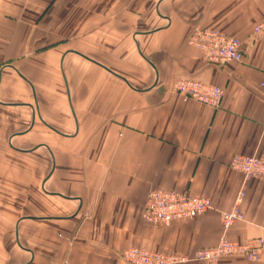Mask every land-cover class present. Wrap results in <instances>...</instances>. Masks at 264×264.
<instances>
[{"label":"crops","instance_id":"crops-1","mask_svg":"<svg viewBox=\"0 0 264 264\" xmlns=\"http://www.w3.org/2000/svg\"><path fill=\"white\" fill-rule=\"evenodd\" d=\"M264 0H0V264H127L128 246L192 256L264 236V181L230 166L264 156ZM238 37L207 61L195 29ZM221 86L218 106L175 83ZM206 196L202 215L143 218L155 188ZM245 189V219L222 211ZM177 264H264L243 254Z\"/></svg>","mask_w":264,"mask_h":264},{"label":"built area","instance_id":"built-area-1","mask_svg":"<svg viewBox=\"0 0 264 264\" xmlns=\"http://www.w3.org/2000/svg\"><path fill=\"white\" fill-rule=\"evenodd\" d=\"M254 30L257 34H264V21L256 24ZM189 42L196 45L201 50L202 56L212 63L223 64L244 59L241 40L217 29H195L189 37ZM261 86L264 88V82ZM175 90L185 99H194L210 106H218L224 95V89L221 86L193 78L179 79L175 83ZM230 166L240 171L245 180L255 178L264 181V156L237 154L232 158ZM245 194V189L240 188L231 208L222 211L221 223L225 231L236 221L245 219L243 209ZM210 207L211 200L206 196L158 187L147 194L143 218L155 225L163 226L176 219L202 215ZM225 254H243L249 259L257 260L264 254V236L254 237L244 242L223 236L217 245L199 248L192 256L149 250L133 245L119 253L121 259L128 264H177L198 259L216 261Z\"/></svg>","mask_w":264,"mask_h":264},{"label":"rangeland","instance_id":"rangeland-1","mask_svg":"<svg viewBox=\"0 0 264 264\" xmlns=\"http://www.w3.org/2000/svg\"><path fill=\"white\" fill-rule=\"evenodd\" d=\"M134 246V245H133ZM139 247H141V246H139ZM144 248V247H143ZM147 249V248H146ZM123 250V249H122ZM120 256V255H119ZM121 258V257H120ZM124 261V260H123ZM125 262V261H124ZM126 263V262H125ZM128 264V263H127Z\"/></svg>","mask_w":264,"mask_h":264}]
</instances>
